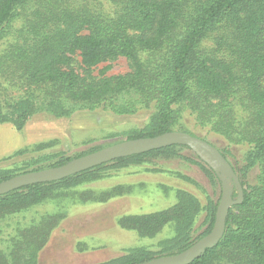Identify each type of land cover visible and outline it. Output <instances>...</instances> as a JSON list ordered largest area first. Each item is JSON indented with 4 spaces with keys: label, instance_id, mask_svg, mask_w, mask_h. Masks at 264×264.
Instances as JSON below:
<instances>
[{
    "label": "trees",
    "instance_id": "1",
    "mask_svg": "<svg viewBox=\"0 0 264 264\" xmlns=\"http://www.w3.org/2000/svg\"><path fill=\"white\" fill-rule=\"evenodd\" d=\"M77 1L0 0V77L25 89L15 103L6 106L0 100V124L20 131L34 116L61 119L82 110L134 115L143 110L146 124L127 136L135 140L171 132L187 112L195 126H208V133L242 148V202L228 210L219 243L191 264H264V0H107L117 9L112 17ZM75 58L83 75L72 67ZM118 59L128 64L125 74L109 76L107 65L91 75ZM184 149L131 155L0 196V239L7 237L0 264H36L55 216H41L29 226L17 217L56 190L97 179L107 168L177 157ZM219 152L226 160L233 157L228 149ZM71 160L64 154L38 157L21 172L0 170V183ZM197 164L217 179L205 162ZM204 202L179 191L175 204L165 210L119 218L121 228L139 237L151 238L166 228L172 235L159 251L133 249L101 264H140L185 251L213 227L219 200L207 196ZM201 214L205 228L195 235Z\"/></svg>",
    "mask_w": 264,
    "mask_h": 264
},
{
    "label": "rangeland",
    "instance_id": "2",
    "mask_svg": "<svg viewBox=\"0 0 264 264\" xmlns=\"http://www.w3.org/2000/svg\"><path fill=\"white\" fill-rule=\"evenodd\" d=\"M83 1L102 15L112 17L117 11L107 0ZM107 65L110 66L109 76L129 71L127 62L118 59L100 65L91 75L96 76ZM72 67L84 74L77 58ZM24 92L19 84L0 77V100L6 106L21 99ZM147 119V112L143 110L134 115L82 110L61 119L34 116L20 131L10 123L0 124V170L21 172L24 164L42 156L64 154L72 160L80 158L127 140L128 134L142 128ZM175 123L171 132L199 136L218 151L228 149L233 156L227 158L228 163L239 181L242 148L230 144L221 135L208 133V126H195L196 122L187 112ZM19 151L21 155H14ZM200 160L198 154L184 149L177 157L159 156L119 169L107 168L97 179L56 190L17 217L22 224L29 226L32 220L41 216H55V226L39 251L36 264H101L124 256L133 249L159 251V244L171 237V230L166 228L151 238L139 237L134 231L121 228L118 220L123 216L165 210L175 204L179 191L195 196L203 204L207 196L213 202L220 200V182L217 176L216 180L208 177L197 164ZM255 175L254 169L248 174L249 181ZM229 191L235 199L237 188L233 181L229 182ZM202 218L203 214L196 221L195 235L205 228ZM3 230L10 231L9 228ZM3 239H0V249Z\"/></svg>",
    "mask_w": 264,
    "mask_h": 264
},
{
    "label": "water",
    "instance_id": "3",
    "mask_svg": "<svg viewBox=\"0 0 264 264\" xmlns=\"http://www.w3.org/2000/svg\"><path fill=\"white\" fill-rule=\"evenodd\" d=\"M171 146L185 147L198 155L199 153H203L215 165V167L209 165L199 156L213 170L221 186V196L216 208L214 224L209 234L199 239L185 251L173 256L155 258L140 264H191L203 255L206 250L213 249L219 243L224 234L228 210L239 205L242 202L243 195L238 178L231 165L220 152L206 141L187 133L167 132L154 138L125 140L71 160L59 167L14 176L0 183V196L35 184L57 182L95 167L111 163L117 159L145 154ZM230 181H233L237 188V197L235 199L231 197V192L229 191Z\"/></svg>",
    "mask_w": 264,
    "mask_h": 264
},
{
    "label": "bare ground",
    "instance_id": "4",
    "mask_svg": "<svg viewBox=\"0 0 264 264\" xmlns=\"http://www.w3.org/2000/svg\"><path fill=\"white\" fill-rule=\"evenodd\" d=\"M199 156H200L205 162H207L209 165L215 167V165L209 160V158H208L205 154H203V153H199Z\"/></svg>",
    "mask_w": 264,
    "mask_h": 264
}]
</instances>
